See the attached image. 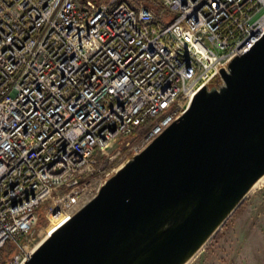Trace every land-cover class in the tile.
I'll return each mask as SVG.
<instances>
[{"label": "built area", "instance_id": "1", "mask_svg": "<svg viewBox=\"0 0 264 264\" xmlns=\"http://www.w3.org/2000/svg\"><path fill=\"white\" fill-rule=\"evenodd\" d=\"M262 36L264 0H0V264H24L41 214L74 216Z\"/></svg>", "mask_w": 264, "mask_h": 264}, {"label": "water", "instance_id": "2", "mask_svg": "<svg viewBox=\"0 0 264 264\" xmlns=\"http://www.w3.org/2000/svg\"><path fill=\"white\" fill-rule=\"evenodd\" d=\"M24 264H187L264 176V36Z\"/></svg>", "mask_w": 264, "mask_h": 264}, {"label": "rangeland", "instance_id": "3", "mask_svg": "<svg viewBox=\"0 0 264 264\" xmlns=\"http://www.w3.org/2000/svg\"><path fill=\"white\" fill-rule=\"evenodd\" d=\"M111 1L114 0L97 3ZM136 139L135 136L132 140ZM47 204L41 207L42 213ZM51 225L41 214L33 244L49 236L54 228ZM187 264H264V184L246 195L211 240Z\"/></svg>", "mask_w": 264, "mask_h": 264}, {"label": "bare ground", "instance_id": "4", "mask_svg": "<svg viewBox=\"0 0 264 264\" xmlns=\"http://www.w3.org/2000/svg\"><path fill=\"white\" fill-rule=\"evenodd\" d=\"M263 184H264V176L261 178V179H259V181L254 185V187L252 188V190H254V189H258V187H260L261 185L263 186ZM251 190V191H252ZM67 218V216L66 215H62V214H59V215H53L52 217H51V219H52V225H53V227L55 228V227H58L62 222H64V220ZM51 225V226H52ZM48 236H45V237H43L42 239H41V241L39 242V243H37L36 244V247H38L46 238H47ZM36 247H35V249H36Z\"/></svg>", "mask_w": 264, "mask_h": 264}, {"label": "trees", "instance_id": "5", "mask_svg": "<svg viewBox=\"0 0 264 264\" xmlns=\"http://www.w3.org/2000/svg\"><path fill=\"white\" fill-rule=\"evenodd\" d=\"M97 1L99 0H84V5L89 6V5L97 4Z\"/></svg>", "mask_w": 264, "mask_h": 264}]
</instances>
